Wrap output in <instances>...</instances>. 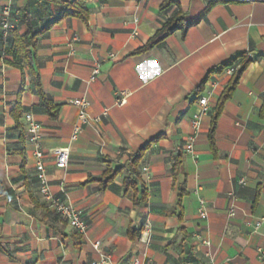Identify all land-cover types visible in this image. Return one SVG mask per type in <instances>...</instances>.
Segmentation results:
<instances>
[{"label": "crops", "instance_id": "0c3cea01", "mask_svg": "<svg viewBox=\"0 0 264 264\" xmlns=\"http://www.w3.org/2000/svg\"><path fill=\"white\" fill-rule=\"evenodd\" d=\"M75 1L0 0V15L12 4L19 13L15 31L23 34L24 11L38 31L59 16L62 4ZM83 1L88 23L68 17L38 36L42 86L60 105L55 119L40 107L25 61L23 76L0 44V264H264L257 257L264 224L259 233L247 226L264 217V0H170L166 8L167 0ZM209 6L197 24L132 55L172 17L186 25ZM0 36L4 42L12 37L1 24ZM240 53L252 54L254 62L217 120L215 155L213 114L231 76L226 69L209 74ZM95 62L100 70L94 75ZM208 80L217 86L208 87ZM121 92L128 96L117 106ZM205 95L211 112L187 153L192 108ZM78 98H87L88 113L99 119L72 141ZM17 104L23 108L19 128ZM28 113L42 124L51 189L60 194L65 187L90 224L85 235L41 199L34 146L21 134ZM147 144L135 194L124 181ZM67 146L68 167L58 168L53 152ZM117 169L108 182L105 173ZM144 191L146 201L136 203ZM201 201L207 217L200 215ZM132 229L140 231L138 238L130 239Z\"/></svg>", "mask_w": 264, "mask_h": 264}, {"label": "trees", "instance_id": "16d2710c", "mask_svg": "<svg viewBox=\"0 0 264 264\" xmlns=\"http://www.w3.org/2000/svg\"><path fill=\"white\" fill-rule=\"evenodd\" d=\"M171 4L170 0H167L163 8L168 7ZM61 13L59 16L50 22L45 27L41 28L38 31L34 30L33 22L31 15L28 11H24L21 15V22L25 24L26 31L23 34H20L17 30L13 32V35L7 42L0 38V44L5 47V51L8 55L13 57V60L7 61V63L11 66L18 67L22 70L23 76L24 74V67L22 62L25 61L26 65L29 68V73L31 75V85L35 90L36 95L39 98V105L42 107L51 118H56L59 113L60 105L56 104L51 98L47 96L45 93L39 69L37 66V49H38V36L43 34L45 31L50 29L53 25L58 23L59 21L68 18L74 17L83 20L84 22L88 23L90 19V9L87 7L86 3L83 0H77L73 3L62 4L61 6ZM210 10V6L201 13L198 17H196L191 22L186 23L183 25L181 23V19L177 16L172 17L169 19L163 26L160 28L157 33L148 40V42L142 46L141 48L137 49L132 53V55L142 54L145 53L154 47L162 45L165 40L174 34L177 30L182 28H187L189 26L197 24ZM1 37V36H0ZM254 62L253 58L249 57L248 53H240L227 63H225L220 69L212 70L209 75L213 73L222 72L228 67L231 66H238L236 72L231 76L227 86L221 92L219 99L217 101V105L215 107V112L213 114L212 119V127L210 130L209 140L210 146L213 153L217 154V147L215 141V128L217 124V120L224 108L225 103L232 98L236 88L238 87L245 71L248 67ZM23 108L20 104H17L16 108L13 111L16 121L18 122L17 126L20 127L19 119L22 117ZM260 118L264 120V102L260 109ZM25 133L24 129L21 128V134ZM150 144L145 145L131 160L129 165V171L131 172V176L127 177L124 181L125 188L132 189L135 194L139 192V185L141 183L140 171L138 169L139 163ZM120 171L121 169L117 170H109L105 173L104 177H108V182L111 181ZM259 196V190L257 192V198ZM147 192L144 191L141 193V198H135V202L138 201H146ZM256 198V199H257ZM128 235L130 239H136L140 236V231L138 230H129Z\"/></svg>", "mask_w": 264, "mask_h": 264}, {"label": "built area", "instance_id": "2783aa9c", "mask_svg": "<svg viewBox=\"0 0 264 264\" xmlns=\"http://www.w3.org/2000/svg\"><path fill=\"white\" fill-rule=\"evenodd\" d=\"M11 1V0H10ZM19 18V13L13 9L12 4L4 7L0 15V24L2 29L5 32V36L13 35V32L16 28V20ZM138 22V20H135ZM113 58L114 55L112 54ZM250 58H253L252 54H249ZM94 75L97 74L100 70V62H95ZM238 66H231L226 69V73L229 76H233L236 72ZM208 87L217 86L214 82L208 80L206 82ZM212 94V92H211ZM210 94V95H211ZM210 95L202 96L199 99L197 106H193V120H192V133L190 134L188 141L186 143L185 151L187 153H192L194 150V144L197 139V136L202 127V118L208 115L211 112L210 106ZM128 96L127 92H121L116 97V105L122 106L126 103V98ZM73 105L78 108V119L79 123L75 125L74 131L72 134V141H75L78 138V135L83 129V126L90 124L92 120H97L99 118H92L88 113V108L90 106V101L87 98H78L73 101ZM26 127L25 132L28 135L29 142L34 146V155L36 158V176L39 182V194L43 203L47 205L54 213L61 216L67 224L76 232L85 235L89 229V222L85 218L83 212L78 210L72 201L70 200L69 194L65 187L61 188L60 194L53 193L48 177L47 168L45 165V156L41 148L42 142V124L37 122L33 114L28 113L25 116ZM55 156V165L58 168L68 167L70 161L71 149L69 146L63 148H57L54 150ZM240 183L244 184L245 181L241 180ZM236 205L232 204L229 209L230 215H235ZM200 215L202 217H207L208 210L206 208L205 202L201 201ZM264 224V217L256 221H249L247 226L251 229L252 233H259L262 225ZM148 229L149 226L147 225ZM145 234H147L145 232ZM257 257L261 263H264V245L257 248ZM96 264H108L106 260H103Z\"/></svg>", "mask_w": 264, "mask_h": 264}]
</instances>
